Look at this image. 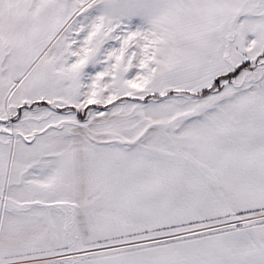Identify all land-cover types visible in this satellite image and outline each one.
I'll return each mask as SVG.
<instances>
[{
  "label": "snow or ice",
  "instance_id": "obj_1",
  "mask_svg": "<svg viewBox=\"0 0 264 264\" xmlns=\"http://www.w3.org/2000/svg\"><path fill=\"white\" fill-rule=\"evenodd\" d=\"M0 264H264V0H0Z\"/></svg>",
  "mask_w": 264,
  "mask_h": 264
}]
</instances>
